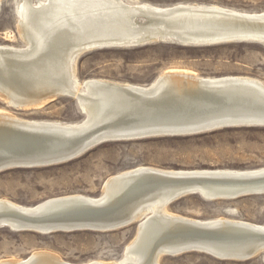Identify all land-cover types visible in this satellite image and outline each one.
Wrapping results in <instances>:
<instances>
[{"label": "bare ground", "instance_id": "obj_1", "mask_svg": "<svg viewBox=\"0 0 264 264\" xmlns=\"http://www.w3.org/2000/svg\"><path fill=\"white\" fill-rule=\"evenodd\" d=\"M13 10L23 44L20 47L0 44V96L11 107L23 110L38 109L58 97L70 96L74 98L82 114L79 120L61 121L21 118L0 110V129L23 128V133L13 131V134L17 133L21 137L33 134V139L37 140L35 151L41 146L46 149L51 143L50 138L61 141L75 139L97 127L126 122V117L131 115L130 110L113 106L112 99V92L124 89L139 91L152 89L146 96H136L137 105L161 99L166 89L168 94L174 87L181 92L199 93V96L207 93H223L231 98L207 104L211 107L203 111L204 115L210 116L211 119H217L216 116H236L226 118L227 120L224 121L225 124L230 125V128L264 126V81L255 77L202 76L186 69L170 68L147 84H137L95 77L80 79L77 74L79 57L90 50L135 48L172 41L183 46H210L233 42L232 40L237 37L246 36L233 30L236 17L260 18L264 21V11H244L217 4L191 2L156 5L141 0H13ZM249 36L251 38L244 42H259L264 45V28L255 30L254 36L252 34ZM227 79L243 80L244 83L237 86L214 83ZM95 85L104 89L94 90L92 86ZM201 118L204 117L193 119ZM101 133L104 134L105 131ZM88 140H92V136L84 139L80 144L85 145ZM28 148L27 146V150ZM78 155L77 152L74 157ZM48 158L50 157L39 159L41 163H37L36 168L48 167V164L53 163V161L46 162ZM53 158L56 165L71 161L68 158ZM143 170L183 174L204 170L242 173L264 171V166L250 169H172L136 165L105 178L100 188L101 192L97 196L69 193L49 197L32 205H22L0 198V212L19 209L34 214L39 211L35 216L40 213L39 216L43 219L40 220L37 216L38 224H27V230L20 232L47 235L51 234L47 233L50 230L64 228L65 231L60 232L65 233L71 225H81L80 230L76 231L111 232L127 220L138 221L134 237L124 246L122 255L118 259L69 262L50 251L38 250L25 258L1 259L0 264H160L162 254L170 248H165L166 239L162 240L163 237L159 236L167 230L174 231L181 228L176 225V220L199 224L215 222L238 224L264 231V223H253L225 216L199 219L170 212L161 191L145 190L150 183L146 182L145 176L137 174ZM128 175H133V183L126 186L111 185L117 176ZM81 199L89 201L91 205L85 206L84 203L75 202ZM52 202L55 206L46 210L47 204ZM60 202L69 203L62 207L57 206ZM105 205L113 206L114 211L111 215L115 217L111 222L105 223L99 220L92 224L86 222L89 219L85 217V221L80 223L74 220V224L72 219H66L73 216L72 212L75 210L91 209L96 206L102 208ZM56 214L64 216L53 218L55 223L49 222L51 219L49 217ZM116 218L119 220L114 222ZM4 221L8 222V226H16L9 217ZM9 230L18 232L17 229ZM229 232L242 234V231L229 230ZM250 240L254 239L243 234L230 244L238 245L233 246L235 248H241ZM205 249L210 250L207 247Z\"/></svg>", "mask_w": 264, "mask_h": 264}, {"label": "rangeland", "instance_id": "obj_2", "mask_svg": "<svg viewBox=\"0 0 264 264\" xmlns=\"http://www.w3.org/2000/svg\"><path fill=\"white\" fill-rule=\"evenodd\" d=\"M156 5L178 2L217 4L244 11H264V0H141ZM0 44L20 47L13 0H0ZM172 68L202 76L245 75L264 81V45L259 42H230L210 46H183L157 42L135 48L90 50L77 61L80 79L95 77L147 84ZM0 110L27 119L76 121L82 114L74 98L58 97L38 109H15L0 96ZM136 165L172 169L264 166V126L221 129L187 137L148 138L108 142L82 156L59 164L33 169H11L0 173V198L22 205L69 193L97 196L108 176ZM172 213L210 219L225 216L264 223V195L234 200L208 201L189 195L168 206ZM136 224L111 232L75 231L47 235L13 232L0 228V260L25 258L47 250L69 262L111 260L122 255L134 237ZM160 264H264L259 256L247 261H222L205 253L188 252L163 256Z\"/></svg>", "mask_w": 264, "mask_h": 264}, {"label": "water", "instance_id": "obj_3", "mask_svg": "<svg viewBox=\"0 0 264 264\" xmlns=\"http://www.w3.org/2000/svg\"><path fill=\"white\" fill-rule=\"evenodd\" d=\"M234 22L235 28L233 30L235 33H243L246 36L237 37L232 40L233 42H244L249 40L251 38L249 35L252 34L254 36L255 30L264 28V21L260 18L247 19L238 16ZM242 81L243 80L227 79L214 83L237 86L244 83ZM92 88L94 90L104 89L99 85L92 86ZM151 90V88L141 91L135 89H124L123 91L115 90L112 92V99L114 101L113 106L123 107V109H128L131 112V115L126 117V122L106 125L104 127L100 126L84 132L81 136L75 139H62L61 141L50 138L49 141L51 143L47 145L46 149L41 146L35 151L37 140L33 139V134H29L30 136L26 134L24 135L25 138L18 136L17 133L13 134V131L23 133V128L15 130L10 128L0 129V139L2 142H0V173L11 169L36 168L37 163H41L39 159L42 157H50L46 159L48 160L46 162L53 161V163H50L51 165L48 164L49 166L56 165L57 163H54V160H52L54 159L53 157L73 160L94 147L108 142L135 141L161 137H187L205 134L230 128V125L225 124L224 121L227 120L226 118L229 119L231 117H236L216 116L217 119H211L210 116L203 114V111L208 107H211L207 104L213 102L218 103L219 101L225 100V98H231L223 93H207L199 96V93L194 94L190 91L181 92L174 87L168 94V89H166V92H164L165 95L161 99L142 105L135 104L136 96H146L151 93ZM194 104L196 107H194ZM201 105L204 107H201ZM200 107L201 109H199ZM200 116H203L204 118L193 119ZM102 129L105 131L104 134L101 133L103 132ZM90 136H92V140H88L85 145L80 144V142ZM27 146L29 147L28 150ZM77 152L79 155L74 157V154ZM45 165L46 164H44V166ZM137 174L145 176L144 178L146 179V182L150 183L149 186L147 185L145 187L146 191H161L163 193L166 206H169L174 201L189 195H198L208 201L264 195V171L233 173L221 170H204L198 173L183 174L178 172L168 173L143 170ZM118 177L119 176H117L111 185L124 184L126 186L133 183V175ZM75 202L84 203L85 206L90 204L88 203L89 201L84 199ZM68 203L69 202H60L57 206L62 207L63 205H68ZM47 205V208H45L46 210L55 206L53 202ZM112 205H105V207L102 208L91 206V209L75 210L72 212L73 216L66 219H72V222H74V220L80 221L81 223L86 220V217L89 219V221L86 222H92V224L97 223L99 220L104 221L105 223L111 222L115 217L111 215L114 211ZM38 212L39 211H36L34 214H31L30 212H25L19 209L0 212V228L5 227L9 229H17L16 231L18 232L25 231L27 230L26 228H28L27 224H38V217L40 220L43 219L39 216L40 213L37 215L38 217L35 216ZM59 215L64 216L61 214L50 216L49 218L51 219L48 218L49 222L55 223L53 218L58 219ZM7 217L16 223V226H8V222L4 221ZM117 220L119 219L116 218L114 222ZM137 222V220L130 219L113 230L115 231L119 228L136 224ZM176 225L181 228H177V230L174 231L167 230L159 236L160 238L163 237L162 240L166 239V242H164L166 246L165 248H170L162 254V257L177 256L188 252H200L206 253L222 261H247L259 256L264 262V245L262 246V244H264L263 230L244 225H229L227 223L223 224L219 222L199 224L176 220ZM80 228L81 225H71L68 228L69 230L66 229V232H73L80 230ZM55 229L50 230L47 233L65 231L64 228ZM82 229L89 230V228ZM229 230L242 231V234L230 233ZM243 234L249 235L254 240L245 243L244 247H233L238 245L230 244V242L234 241V239H238ZM205 247L210 250L205 249Z\"/></svg>", "mask_w": 264, "mask_h": 264}]
</instances>
